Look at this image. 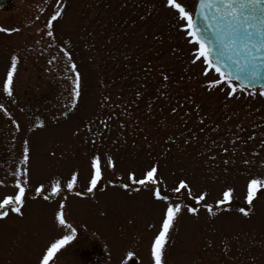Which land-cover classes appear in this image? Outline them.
I'll return each mask as SVG.
<instances>
[{"label":"rangeland","instance_id":"374dc122","mask_svg":"<svg viewBox=\"0 0 264 264\" xmlns=\"http://www.w3.org/2000/svg\"><path fill=\"white\" fill-rule=\"evenodd\" d=\"M61 2L66 7L54 40L45 35V24L57 0H10L0 10V28L19 29L0 32V197L15 191L18 169H29L24 217L0 220V264H39L51 243L72 235L54 219L61 201L76 232L49 264H154L150 245L166 204L153 198L150 187H120L130 171L140 178L150 163L159 166L162 194L182 206L162 264H264V194L258 192L253 206L245 200L249 177L264 176L261 89L232 98L225 85L207 91V80L218 74L205 77L202 60L192 63L195 45L166 0ZM196 2L186 0L190 8ZM13 54L19 60L9 97L2 82ZM72 63L82 77L78 99ZM95 154L102 157L103 179L88 193ZM108 156L115 168L107 166ZM73 171L79 175L71 192L49 201L35 195L41 183L50 192L54 179L63 189ZM180 179L189 182L191 196L173 192ZM227 186L235 189L233 199L217 205ZM201 191L214 215L193 199ZM242 207L251 208L249 217Z\"/></svg>","mask_w":264,"mask_h":264},{"label":"snow or ice","instance_id":"6c2138e0","mask_svg":"<svg viewBox=\"0 0 264 264\" xmlns=\"http://www.w3.org/2000/svg\"><path fill=\"white\" fill-rule=\"evenodd\" d=\"M57 4L58 6L50 14L45 24L47 29L45 35L53 40L55 39V24L63 19L66 7L61 0H57ZM165 7L173 10L177 20L182 22L179 27L186 33L189 38L188 42L195 45L192 52V63L195 64L197 61L202 60L205 66L202 75L205 77L208 76L210 71L218 74V78L207 80L205 85L207 91L211 92L216 87L225 85L228 89L225 96L232 98L237 92L244 91L247 87H253L259 82L261 84L259 95L264 97V0H197L195 6L191 8L187 6L186 0H166ZM197 15L200 17L199 21L196 19ZM15 31H19V29L0 28V32L10 33ZM213 53L216 56L215 60L212 59ZM64 55L68 56L71 61V56L67 51L64 52ZM18 60L19 58L15 54L11 56L10 67L7 69L2 82L3 92L9 97L14 94V74L17 71ZM51 62L49 61V63ZM221 65L229 71L222 70ZM71 67L75 71L72 92L74 98L78 99L82 92V77L80 72L76 71L77 66L75 63H72ZM233 76H235V80ZM168 79L167 75H163L164 81ZM237 81L242 83H237ZM255 94V92L249 93V95ZM76 99L73 100V107H75ZM3 108L4 106L0 104V109ZM172 111L175 112L176 109L173 108ZM64 115L67 116V112ZM40 126L43 127L42 122ZM85 127L91 131L90 124ZM16 128L19 129V124H16ZM24 145L22 163L27 165L30 158L27 140L24 141ZM224 151L227 152L228 149L225 148ZM50 155L54 156L55 153H50ZM106 161L109 168H115V162L111 156L106 157ZM224 163L227 164L228 161L226 160ZM243 163L247 165L250 162L244 160ZM89 166L90 177L86 191L92 193L103 179L102 157L99 154L93 155ZM158 167L157 164L150 163L142 172L140 178L136 176L135 171H130L127 182L120 185L125 190L131 189L133 191L139 190L133 188L134 185L150 187L153 189V198L166 204L160 229L154 235L150 245L154 264H162L161 258L169 238V232L182 213L181 204L169 202V196L162 194L159 187ZM78 175V172L73 171L63 189L60 180L49 181L50 192L41 183L35 188V195L42 197L44 201H49L53 196L62 195L64 190L71 192L78 183ZM14 176L16 177L15 191L0 197V220L9 218L11 214L20 218L25 215L26 186L29 177L28 167H24L22 171L18 169ZM2 183L0 181V184ZM182 190L186 191L189 196L192 195L191 187L186 179H180L177 186L173 188L175 193H180ZM261 190H264V176H250L246 183L245 200L247 205H254V201L258 198V192L264 194ZM234 193L235 189L233 187H225L216 200V204L229 203L233 199ZM75 194L77 196L82 195L79 191ZM207 196L206 191H201L193 199L197 203L203 202L206 211L210 215H214L213 206L207 202ZM64 209L65 204L61 201L57 206V210L54 211V219L60 225L71 229L72 235H65L51 243L46 252L43 253L39 264H49L56 251L75 236L76 230L66 222ZM187 211L193 215L198 214V209L195 207H189ZM239 212L244 217H249L251 208L246 210L242 207ZM128 255L131 256L132 253L129 252Z\"/></svg>","mask_w":264,"mask_h":264},{"label":"water","instance_id":"95a60500","mask_svg":"<svg viewBox=\"0 0 264 264\" xmlns=\"http://www.w3.org/2000/svg\"><path fill=\"white\" fill-rule=\"evenodd\" d=\"M9 1L10 0H0V9H3V8H6L9 4ZM196 19L199 21L200 20V17L199 15L196 16ZM212 59L215 60L216 59V56H215V53H213V56H212ZM222 67V70L224 71H229V69L227 68H224L223 65H221ZM233 79L235 80V76H233ZM238 83H242L241 81H237ZM255 87H261V84L258 82L255 86L253 87H247V88H255Z\"/></svg>","mask_w":264,"mask_h":264}]
</instances>
